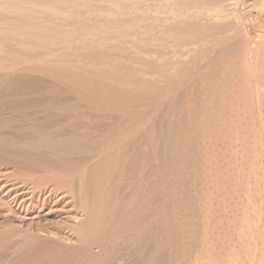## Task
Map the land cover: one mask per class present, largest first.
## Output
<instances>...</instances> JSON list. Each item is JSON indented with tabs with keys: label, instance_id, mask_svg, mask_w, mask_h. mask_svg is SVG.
Instances as JSON below:
<instances>
[{
	"label": "rangeland",
	"instance_id": "1",
	"mask_svg": "<svg viewBox=\"0 0 264 264\" xmlns=\"http://www.w3.org/2000/svg\"><path fill=\"white\" fill-rule=\"evenodd\" d=\"M0 32L1 86L20 81L27 87L41 85L40 93L45 98L71 97L73 88L80 91L88 86V96L92 93V97L103 98L111 94L114 98L131 99L132 103H125L134 104V110L140 116L154 120L158 165L164 162L165 151V154L173 153V159L181 157V154L177 155L179 151L176 152L181 145L186 150L183 151L187 157L184 155L188 169L185 172L191 179L193 176L197 190L202 185L199 139L207 133L209 136L206 137L215 144L211 145L212 141H209L210 148H220L213 149L212 169H218L214 168L212 176L213 182L222 178L216 186L224 193L221 196L220 192H215V184L219 182L206 185L214 189L211 192L209 188L210 197L211 194L215 197L213 201L212 196L214 203L219 197L217 205H212L215 206L210 214L213 221L209 220L211 223L208 224L219 231L220 226H224L227 232L222 229L216 230L219 234H215V229L211 228L210 232L217 240L214 241L211 232L214 243L210 241L208 251H215V257L208 251L207 255L203 254L201 239L206 229H202L205 223L200 220L204 224H197L196 243L190 248L188 258L174 264H264V121L260 120L258 108L264 105L261 103L264 100V0H0ZM194 33L200 35L194 38ZM9 65H12V71L8 69ZM201 127H206V133ZM179 131L183 136L185 131L189 133L188 139L193 133L194 137L184 144L176 135ZM211 133L222 136L217 139ZM168 138L172 141L164 151L162 146ZM246 147L250 149L246 150ZM181 172L175 171L172 175L176 178ZM14 175L31 177L20 170L0 166V264H40L41 231L38 224L41 225V219L33 218L39 214V209L27 211L31 205L27 202L31 197L27 194L28 188L24 193L12 191L10 184ZM225 184L226 187L229 185L228 190ZM184 187L190 189L188 183L183 186V192H187ZM7 192L11 196L6 198ZM15 196L20 197L17 203L9 204ZM196 197L201 196H195L198 202L200 199ZM220 199L226 200L230 209L229 213L224 211L226 219L232 215L229 220H225L221 212L223 208L227 209L223 205H227ZM19 201L23 202V207L18 208ZM218 205L222 209L218 210ZM230 217H234V222ZM56 221L57 218H52L50 223ZM36 235L40 236L38 242L31 241ZM214 244H218L217 251Z\"/></svg>",
	"mask_w": 264,
	"mask_h": 264
},
{
	"label": "bare ground",
	"instance_id": "2",
	"mask_svg": "<svg viewBox=\"0 0 264 264\" xmlns=\"http://www.w3.org/2000/svg\"><path fill=\"white\" fill-rule=\"evenodd\" d=\"M153 9H155V7ZM200 32L202 33L204 31H199V33ZM207 32L206 36L208 35ZM196 34L198 35V33ZM190 35L191 34H189V36ZM196 36L194 38H196ZM190 37H192V35ZM23 60L24 59L20 62H23ZM7 66L8 65H6V67ZM11 66L8 69L12 71ZM0 69L2 68L0 67ZM233 76L235 77V75ZM1 77L0 75V79ZM7 78H10V76H7ZM85 86L87 85L85 84ZM35 87L36 86L27 87V85L21 81L15 84L8 83L5 86L0 85V166L11 167L14 168V170H20L26 174H31V177L27 176L28 178L21 177V175H14L13 177L15 178H13L14 180L12 181L13 183L10 184V188L15 193L18 191L24 193L28 188L27 190L29 191L27 194L31 195V197L30 201L27 202L31 205H29L28 208L26 207L27 211H32L37 207V209H39V214L35 215L33 218L41 219V225L38 224V230L41 231V243H38L41 246L40 264H165V261L168 262V264H174L179 261L185 262L187 254L191 251V247L196 240L198 234L197 224L201 222L200 220L205 223L201 222L202 225L204 224V227L201 226L203 227L202 229H206L203 231L204 233L202 232L204 235L201 239V249L204 252L201 251L203 254L209 252L210 241L213 240L214 235L217 234L219 229H216L217 227L212 228V224L210 226L208 223H211L209 222L210 218H212L210 214L211 211H214L213 209L215 207L212 205H217L219 197H216L217 200H215L214 203V195L211 194L210 197L209 194V191H211L213 187L211 188L208 186L213 183L215 184L217 179L213 182L214 178L212 172L215 167L212 169V157L214 156L213 152L216 147L211 146L214 150L210 148V142L212 141L213 143L211 142V145H213L214 141L206 137L207 133L205 131L207 130V126L202 128V125L201 127V130H203L206 135L199 139L200 143L198 145V148L200 147L202 149L200 173V175L202 174L200 185H202L197 190L194 186H197V184L193 183L196 182L193 176L191 179L189 177L190 175L188 176L186 174L187 172H185L188 170L185 168L186 160L184 158L185 152H183L186 151L184 150L185 148L181 145L178 146L179 148L175 146L176 152L179 151L177 155L181 154V157H175V159L172 157L173 153L172 155L171 153L165 154L169 141H172L170 140L171 138H168L165 143H163L162 148L165 151L163 152V156L166 158L163 157V163L161 161L162 159H159L162 165H158L155 138L156 131L154 132L155 127H153L152 123L154 120L151 121L148 116H140V113L134 110L136 108L134 104L133 106L132 104L129 106L128 104L132 103L131 99L128 98L131 102H129V100H127V102L125 100L126 97H124V99H120L121 97L118 98V96L114 98L111 97V94L109 96V93L107 94L108 96H103V98L92 97V93L91 96H88L90 95L86 93V88L88 86L80 90L81 92L76 91L77 89L74 90V88L72 91L69 90L71 97L59 96L58 98H45L46 96L42 97L40 93L41 85L38 88ZM78 87L80 86L78 85ZM82 88L84 87L82 86ZM49 90H47V92H49ZM84 90L86 94L83 93ZM228 96L230 97V95ZM135 101L137 102V100ZM262 102L264 103V100H262L261 103ZM124 103L126 106H123ZM262 105L258 108H260V113L262 115H260L262 118L260 120L264 121V105ZM193 114L195 116L198 115L195 113ZM233 118L235 119V115ZM151 119H153V116ZM222 125L219 126L221 127V131ZM176 133L175 134L180 137V140L182 139V143L184 144H187L194 134L190 133L192 136L188 139L189 133L187 134L186 131L184 136L180 131ZM214 135L212 134V136L216 138L219 134ZM221 136H217V139ZM218 149L220 150L219 147ZM248 149L250 148L248 147ZM248 149L246 147V150ZM171 150L172 149H170V152ZM217 154L218 153L215 155ZM219 157L220 156H217V158ZM213 159H215V157ZM214 162L216 163V161ZM191 164H193V162ZM175 171H182L179 173V177L175 178V176L172 175ZM214 177L216 178L215 175ZM217 177L221 178L219 175ZM220 180L216 181L219 183H216L215 186L220 184ZM207 182L208 184H206ZM187 183L190 189H185V187H187L185 186L184 190L188 191L183 192V186ZM219 187L221 188L222 186L219 185ZM225 187L223 186L222 188L225 189ZM227 187L226 189L228 190ZM209 188L211 189L209 190ZM223 191L225 192V190ZM211 192H214V189H212ZM215 192L219 194L220 191L217 189ZM9 193L10 192H7V195L4 196H6V198L11 196ZM222 193L220 192L221 196L224 194ZM19 194H21V192ZM230 194H232V192ZM198 195L201 196V198L196 197L200 199L197 202L195 196ZM225 197L222 198L224 199ZM18 198L20 197H12V201L9 204H16ZM223 199H220V202ZM225 199L228 200V197ZM226 200H224L225 203ZM20 201L18 208L23 207V202L21 203ZM224 202L222 201L221 203ZM195 206L198 208V212L195 210ZM223 207L227 209L225 210V208H223L221 212L223 211L225 220H229V216L232 215H228L226 219L227 215L224 214L226 213L224 211L229 213L230 209H228V205H223ZM220 208L221 207H219L218 210H220ZM218 210L216 211L219 215L220 212L218 213ZM231 213H233L232 210ZM212 216L214 217V215ZM215 217L218 216L215 214ZM52 218H57L54 224L52 222L50 223ZM233 219L234 217H230V221ZM215 222L214 224L216 225ZM223 227L224 226L221 228L220 226V229H223V232H227V230H224L226 227ZM211 228L213 230L215 229L214 232L218 230L215 234L211 231L213 238H211ZM219 236L220 235H218V238ZM38 237L40 236L31 238V241L38 242L40 239ZM215 239L216 237L214 238L216 242L217 239ZM219 239L221 240L222 238L220 237ZM222 240L224 241V238ZM214 241H212L211 244H213ZM38 244L36 246H38ZM216 245L218 246V244ZM216 245L214 244L213 248H216ZM213 252L215 251L209 253ZM215 253H213V256Z\"/></svg>",
	"mask_w": 264,
	"mask_h": 264
}]
</instances>
